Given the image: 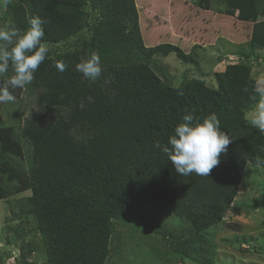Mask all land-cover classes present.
I'll use <instances>...</instances> for the list:
<instances>
[{
	"label": "trees",
	"instance_id": "1",
	"mask_svg": "<svg viewBox=\"0 0 264 264\" xmlns=\"http://www.w3.org/2000/svg\"><path fill=\"white\" fill-rule=\"evenodd\" d=\"M197 3L209 8V0ZM221 4L224 13L253 23L250 46L264 47V0ZM34 16L47 21L45 43L62 42L88 27L87 39L73 49L48 53L36 70L26 87L34 108L18 133H3L0 120V199L30 191L20 213L34 217L46 257L39 264H104L114 222L126 216L129 201L180 217L185 227L179 234L155 231L171 239L174 252L212 264L198 244L201 232L223 220L248 162L258 167L257 157L264 159V135L244 118L256 102L251 64L226 65L215 74L216 87L195 78L173 86L163 81L152 59L171 52L190 58L169 43L145 44L135 0H10L1 20L23 31ZM92 52L103 68L95 82L75 70L79 59ZM57 61L68 65L64 72L55 67ZM186 109L197 117L214 113L221 129L236 137L208 177H183L153 148L157 140L167 142ZM20 151L26 166L13 160Z\"/></svg>",
	"mask_w": 264,
	"mask_h": 264
},
{
	"label": "rangeland",
	"instance_id": "2",
	"mask_svg": "<svg viewBox=\"0 0 264 264\" xmlns=\"http://www.w3.org/2000/svg\"><path fill=\"white\" fill-rule=\"evenodd\" d=\"M197 2L135 0L145 44L169 43L190 58L189 61L181 59L175 52L156 55L152 65L163 81L178 86L195 78L216 87L215 74L231 63H250L256 83L264 81V47L254 49L249 43L253 23L224 13L221 0H209V8ZM2 13L3 8H0V25ZM90 13L89 24L95 17L93 11ZM87 37L88 27H85L62 42L46 45L50 55H54L75 48ZM13 95L15 101L0 104L2 129L7 131L3 133L10 136L18 133L22 120L34 108L33 95L27 88H16ZM13 160L27 165L24 151ZM28 195L29 190L9 192L0 199V264L46 261L40 250L39 232L34 229V217L20 213ZM128 206L126 216L114 222L104 264H201L198 257L174 252L170 247L171 239L155 231L166 228L179 234L185 227L180 217L154 209L147 203L129 201ZM16 230L21 235L15 233ZM201 238L198 244L207 249L212 264H264V168L247 166L223 220L203 230ZM21 244L29 245L28 249H20Z\"/></svg>",
	"mask_w": 264,
	"mask_h": 264
},
{
	"label": "clouds",
	"instance_id": "3",
	"mask_svg": "<svg viewBox=\"0 0 264 264\" xmlns=\"http://www.w3.org/2000/svg\"><path fill=\"white\" fill-rule=\"evenodd\" d=\"M10 0H0V8L7 7ZM45 19L30 17L28 27L21 31L14 23L0 25V104L15 101L12 90L26 88L34 80V74L48 56L49 48L43 42ZM55 67L64 72L68 65L57 61ZM75 70L84 79L95 82L103 72L101 58L97 52L81 57ZM256 102L246 110V123L264 135V81L258 82L254 89ZM178 95H183L177 89ZM258 97V99H256ZM236 137L221 129L218 117L212 113L197 117L185 110L182 119L174 126L167 142L155 141L153 148L171 161L176 172L183 177L195 173L208 177L211 170L220 163L221 154H226L228 145ZM256 165H264V159L257 157ZM249 165V162H248Z\"/></svg>",
	"mask_w": 264,
	"mask_h": 264
}]
</instances>
